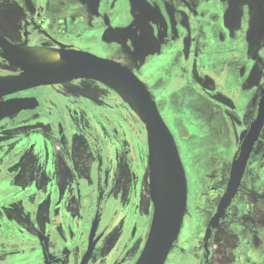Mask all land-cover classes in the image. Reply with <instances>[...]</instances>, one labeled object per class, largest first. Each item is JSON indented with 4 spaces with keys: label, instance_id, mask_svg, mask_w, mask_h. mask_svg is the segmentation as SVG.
<instances>
[{
    "label": "flooded vegetation",
    "instance_id": "af4514ba",
    "mask_svg": "<svg viewBox=\"0 0 264 264\" xmlns=\"http://www.w3.org/2000/svg\"><path fill=\"white\" fill-rule=\"evenodd\" d=\"M146 1L155 14L137 33L141 37L149 34L158 43L154 56L140 54L135 45L138 40H130V0H4L0 6V36L12 46L19 47L21 42L49 44L54 51L88 52L129 68L147 86L163 119L172 122L180 157L191 146L189 132L178 125V111L173 105L176 98L186 92L197 93L213 108L222 107L233 135L232 158L226 161L209 156L203 174L209 160L229 162L226 185L208 215L199 239L201 246H190L188 239L179 244L186 228V213L165 264H218L216 234L226 219L233 221L231 231L236 237L225 264H264V239L262 246L257 244L264 233L256 229L257 210L264 211V127L236 197L218 226H211L227 192L233 162L258 115L264 89V31L257 32L255 23L245 24L241 16L247 9L253 18L259 12L264 18V0ZM222 1L227 6L241 5L242 12L237 23L240 26L219 30L216 45L211 33L220 27ZM166 6L172 11L168 15L173 18L174 33L173 29L166 30ZM198 41L203 45H196ZM174 42H178L175 50L184 58L178 63L168 62L170 53L163 48V44ZM184 42L189 44L185 49ZM212 50L220 54V60L210 59ZM0 51L4 52L0 56V78L22 74L16 63L10 67V56L1 45ZM79 82L107 88L112 96L125 100L106 84L90 79L39 86L0 98V102L35 99L38 104L35 109L0 121V264H82L86 257L85 264H136L144 249L154 213L145 125L135 117L148 169L149 214L128 218L120 207L109 218L120 197L115 175L123 161L116 152H122L125 161L132 156L131 149L123 139L109 141L105 136L104 126L114 123L108 117L106 122L98 96L71 97L56 90ZM116 133L119 131L114 126ZM185 170L187 175L189 167ZM132 173L137 183L136 171ZM247 178L250 180L245 185ZM137 187L133 185L131 191L134 193ZM190 199L188 185L187 204ZM111 236L115 241L102 253Z\"/></svg>",
    "mask_w": 264,
    "mask_h": 264
},
{
    "label": "water",
    "instance_id": "95a60500",
    "mask_svg": "<svg viewBox=\"0 0 264 264\" xmlns=\"http://www.w3.org/2000/svg\"><path fill=\"white\" fill-rule=\"evenodd\" d=\"M0 45L10 59L23 70L19 76L0 78V98L30 88L78 79L102 82L121 96L127 97H124L125 100L137 111L147 133L149 184L154 207L148 239L136 264H165L183 226L187 210L188 181L174 135L147 86L129 68L88 52L60 50L64 64L39 69L26 53L19 47L10 45L2 36ZM34 101L36 102L35 99H11L0 102V121L16 116L23 110L35 109L38 104H34ZM132 102L136 103L137 107H134ZM263 127L264 89L257 118L233 162L227 192L211 222L213 228H216L225 216L228 206L242 185L251 153ZM91 249L92 247L89 253ZM86 258L82 264L86 263Z\"/></svg>",
    "mask_w": 264,
    "mask_h": 264
},
{
    "label": "rangeland",
    "instance_id": "374dc122",
    "mask_svg": "<svg viewBox=\"0 0 264 264\" xmlns=\"http://www.w3.org/2000/svg\"><path fill=\"white\" fill-rule=\"evenodd\" d=\"M3 3H5L4 0H0V6H3ZM56 90L64 91L71 97L88 95L95 98L98 96L99 104H102L105 120L108 117L114 123V125L104 126L103 132L108 137L106 138L108 140H114V138L123 139L131 149L132 156L125 157V161L123 153L116 152L123 161L120 164L122 167L120 172L115 175L116 185H118L117 191L120 192V197L118 203H114L115 205L110 210L109 218L115 209L120 207L125 211L128 218L133 215L147 216L150 211L146 189V185H148V169L145 166V156L143 155L144 152L138 135L139 123L135 117L140 118V116L137 111L123 98L117 99L112 96L111 91L107 88L93 85L90 82H79L69 85L66 90L60 88H56ZM195 94L191 92L182 93L176 98L177 104H173L178 111V125L189 132L187 140L191 146L190 149L185 150L181 155L185 169L189 167L187 181L191 199L189 204H187L186 228L179 244L184 239H188L192 247L201 246L199 239L201 234H203L208 215L213 210L216 200L221 196L226 185L229 172V162L226 161L232 158L233 153V135H231L228 118L222 110L223 108H213L212 104L204 100L200 94ZM115 104L118 105V108L113 109ZM174 113L175 109H173ZM164 120L171 132L174 133L172 122L167 117H164ZM114 126L119 131L116 135L113 134ZM189 129H191L192 134ZM201 137L203 139L199 141ZM183 142L186 141L183 140ZM82 151H84V148H82ZM211 155L218 156L226 161L210 162L209 160L207 162L209 167L207 166L208 168L203 174L205 161ZM211 167L213 169L209 171ZM133 169L138 176L137 183L133 180ZM253 169L254 167L250 171ZM249 180V178L246 179L245 185H248ZM133 185H138L134 193L131 191ZM257 215L258 228L256 229L262 230L264 233V211L259 208ZM253 219L251 217V220ZM232 224L233 221L226 219L216 234V261L218 264H225L230 259L228 251L233 247L236 237L231 231ZM233 230H235V227ZM112 236L105 243L102 253H105L115 241ZM263 239L257 243L258 246L263 245ZM134 249L138 250V244Z\"/></svg>",
    "mask_w": 264,
    "mask_h": 264
},
{
    "label": "crops",
    "instance_id": "0c3cea01",
    "mask_svg": "<svg viewBox=\"0 0 264 264\" xmlns=\"http://www.w3.org/2000/svg\"><path fill=\"white\" fill-rule=\"evenodd\" d=\"M130 6H131L130 9L132 10V19H133L132 20L133 25L129 29L130 40H132V41L138 40L137 42H135V45L138 48L137 51H140L139 52L140 54L145 53L144 55L147 57L148 56H154V54L158 48V43L156 41L154 42V39L149 34H147L144 37H141L137 33V29L142 28V24L144 23V21H149V20L151 21L152 20L154 14H155L154 8L146 0H130ZM241 8H242V6L237 4V3H232V4L227 6L226 2H223V1L221 2L220 7H219V10L222 12L220 27L218 30H215V33H211V35H214L212 37V39L216 45H218L217 36H218L219 30H223L224 28L230 30L233 28H238L240 26L237 23H239V14H241V12H242V11H240ZM258 8H262V7H258ZM166 13H167V16H165L166 17V21H165L166 30L173 29L174 28L173 22H172L173 18L169 17V15L172 14V11H171V9L169 10L167 6H166ZM259 13H260L259 15H258V13H256L255 17L253 18V16L250 15V12L247 11V9H243L244 15L241 16V19L243 20V22L245 24L248 23L250 25V24L255 23L256 31L258 32L259 30H261L263 32L264 26H260V25L264 24V18L262 16L263 12H259ZM152 23L154 24L155 21L153 20ZM153 29H154V27H153ZM174 31L175 30L173 29V33H174ZM168 35H169V31H168ZM190 42H192V41H190ZM177 43L178 42L169 43L167 46H165L163 44L164 50H166L170 53V57H168V59H167L168 62L178 63L184 59L182 52L175 50ZM224 43H225V36L223 37V41H222V44H224ZM188 45L189 44L184 42V49ZM190 45H191V43H190ZM196 45L202 46L203 44H201L200 41H198L196 43ZM154 47L156 50L154 49ZM260 54H262V51H260ZM211 55L213 57L210 59L213 61L221 59V58L219 59L217 57V56H220V54L213 52V50L211 51Z\"/></svg>",
    "mask_w": 264,
    "mask_h": 264
},
{
    "label": "bare ground",
    "instance_id": "6f19581e",
    "mask_svg": "<svg viewBox=\"0 0 264 264\" xmlns=\"http://www.w3.org/2000/svg\"><path fill=\"white\" fill-rule=\"evenodd\" d=\"M18 45H19V48L22 51H24L32 59V61L36 64V66L39 69H45V68H50V67L64 64L63 60L61 59L60 52L57 49H55L54 51V49H52L49 44L48 45L46 44L32 45L26 42H21ZM3 53L0 51V56H4ZM10 62L12 64V65L10 64V67L14 68V64H13L14 62L12 60ZM3 77L5 76L3 75ZM124 97L127 98L126 96ZM132 105L134 107H137V104L134 102H132Z\"/></svg>",
    "mask_w": 264,
    "mask_h": 264
}]
</instances>
